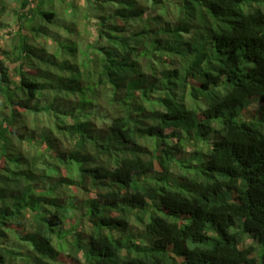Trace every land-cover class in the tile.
<instances>
[{
	"label": "trees",
	"instance_id": "trees-1",
	"mask_svg": "<svg viewBox=\"0 0 264 264\" xmlns=\"http://www.w3.org/2000/svg\"><path fill=\"white\" fill-rule=\"evenodd\" d=\"M263 123L264 0H0V264H264Z\"/></svg>",
	"mask_w": 264,
	"mask_h": 264
},
{
	"label": "rangeland",
	"instance_id": "rangeland-1",
	"mask_svg": "<svg viewBox=\"0 0 264 264\" xmlns=\"http://www.w3.org/2000/svg\"><path fill=\"white\" fill-rule=\"evenodd\" d=\"M257 5V4H256ZM8 43H9V40L8 39H4V41H3V44L4 45H8ZM261 103L260 102H258V101H256V102H254L250 107H249V109L246 111V116H248L249 114H255V115H257L256 116V118H260L261 117V112H260V107H261ZM264 124V123H263ZM138 231V230H137ZM244 241H243V243H242V247H249L250 245H252V244H256V241L255 240H253L252 238H251V236H245L244 237V239H243ZM259 261H260V258H259ZM258 264H261V261L258 263Z\"/></svg>",
	"mask_w": 264,
	"mask_h": 264
}]
</instances>
